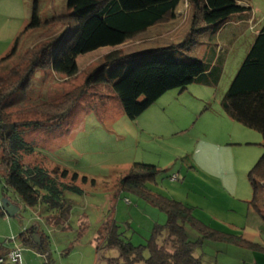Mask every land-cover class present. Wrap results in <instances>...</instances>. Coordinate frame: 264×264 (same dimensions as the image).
<instances>
[{"label": "rangeland", "instance_id": "rangeland-1", "mask_svg": "<svg viewBox=\"0 0 264 264\" xmlns=\"http://www.w3.org/2000/svg\"><path fill=\"white\" fill-rule=\"evenodd\" d=\"M243 2L252 7L256 23L249 25L251 29L239 33L231 26L248 25L230 22L218 36L219 49L216 38L211 40L217 52L214 51V63L223 65L219 84L193 83L185 89L168 90L134 120L125 113L117 93L103 84L89 86L62 120L48 121L49 114L36 113L41 97L58 102L67 92L79 91L88 75L101 67L115 48H100L81 55L79 71L74 76L59 74L50 67L36 70L31 86L17 98L23 101L22 106L11 109L34 107L35 110L22 111L18 119L43 124L25 129L24 139L32 149L23 152V162L51 171L68 169L69 176L63 180L68 184L73 183L72 175L78 173L76 183L85 193H67L66 198L72 204L67 225L50 224L49 214L42 207L22 208L14 217L0 213V242L17 238L23 226L38 224L58 263L117 264L121 258L113 251L105 248L101 257L96 253L95 239L104 220L113 217L132 243L140 245L150 239L155 222L165 223L168 218L165 211L135 193L120 191L121 179L135 162L156 164L164 169L155 181L149 182L154 191L195 205L194 213L214 220L215 226L222 227L231 219L243 223L254 195L250 173L264 154V139L258 130L230 117L222 101L253 43L255 30L259 31L263 25L264 0ZM35 10L46 27L26 32ZM69 12L67 0H0V51H11L18 38L20 43L14 54L0 63V73L14 66L35 43L49 41L75 26L74 20L67 16ZM194 12L191 0H183L174 16L169 15L140 36L126 41L117 47L118 51L122 55L135 54L186 40L191 26H208L202 21L194 24ZM65 15V20L57 17ZM211 35L208 38L206 34L198 35L199 42L208 44L190 47V51L184 49L183 54L191 57L204 54V59L210 61L214 57H210ZM2 187L0 180V209ZM262 195L264 200V188ZM145 256L149 257L148 250Z\"/></svg>", "mask_w": 264, "mask_h": 264}, {"label": "trees", "instance_id": "trees-1", "mask_svg": "<svg viewBox=\"0 0 264 264\" xmlns=\"http://www.w3.org/2000/svg\"><path fill=\"white\" fill-rule=\"evenodd\" d=\"M182 1L67 0L70 12L66 15L74 20L75 26L49 41L35 43L14 66L0 73V180L3 181V196L10 194L22 208L42 207V211L49 214L47 220L50 224L67 225L72 210L71 201L66 198L67 193L84 194V189L75 183L79 178L78 173L72 175L73 183L68 184L63 181L69 176L68 169L59 171L56 168L51 171L42 165L23 162V152L29 153L32 149L24 139L25 129L43 124L33 119L19 120L22 111L26 113V110H35L34 107H22L23 110L16 111L11 109L23 102L17 98L31 86L36 70L50 67L59 74L74 76L79 71L78 58L81 55L100 48H115L107 54L106 62L88 75L79 91L67 92L58 102L42 97L39 99V105H36L39 112L36 113L49 114L48 121L67 117L88 87L95 84L109 86L111 91L117 93L125 113L132 120L168 90L185 89L193 83L212 86L219 84L223 65L214 63L217 52L211 40L216 38L219 49V29L238 14L252 16V7L248 2L242 3V0H191L195 9L193 23L202 21L208 26H191L187 39L172 45L153 47L135 54L122 55L118 51L117 47L126 41L140 36L169 15L174 16ZM66 15L57 17H64L65 20ZM43 26L35 10L25 31L41 29ZM210 33L209 44L213 45L210 57L214 56L210 61L204 59V54L195 57L183 54L184 49L190 51V47L208 44L205 41L199 42L197 36L204 37L206 34L208 38ZM19 44L18 38L12 50L0 58V63L11 57ZM222 106L230 117L258 130L264 139V22ZM162 172L156 164L135 162L121 179L120 189L135 193L165 211L167 222L154 227L146 244L135 245L125 231L119 229L114 218L109 216L102 222L97 235L96 247L100 257L106 248L119 252L121 260L117 264H196L198 259L195 258V251L203 240L220 239L219 232L196 219L192 206L154 191L149 182L155 181ZM250 178L254 190L251 203L264 217V154L252 169ZM83 181H87L86 176ZM0 213H5L2 207ZM190 229L197 231L199 236L192 238ZM36 231L34 225L22 231L19 237L46 255L47 262L44 264H53L45 243L41 241V244H37L34 241ZM100 241L104 242L101 244ZM6 245L0 242V257L10 251ZM146 250L149 251V257L145 256Z\"/></svg>", "mask_w": 264, "mask_h": 264}, {"label": "crops", "instance_id": "crops-1", "mask_svg": "<svg viewBox=\"0 0 264 264\" xmlns=\"http://www.w3.org/2000/svg\"><path fill=\"white\" fill-rule=\"evenodd\" d=\"M179 9V8H178ZM237 16V18H235ZM230 22H234L235 24H244L248 26H231L233 31H238L239 33H245L248 31V29H251V26L254 25V17L253 15L250 17L242 16L241 14L236 15ZM228 23H226L224 26H222L217 36H221V34L226 30L228 27ZM256 28H253V30ZM260 31V30H259ZM257 29L255 30L253 34V42L259 33ZM237 32V33H238ZM235 34V32H234ZM233 34V35H234ZM253 44V43H252ZM252 46V45H251ZM250 46V48H251ZM249 51V49H248ZM3 54L0 56H4L9 51H0ZM248 53V52H247ZM201 56V55H200ZM158 166V165H157ZM159 167V166H158ZM165 171L164 169H162ZM81 177V175H80ZM78 180V179H77ZM76 180V182H77ZM75 182V183H76ZM79 185L78 183H76ZM121 190V189H120ZM254 191V190H253ZM85 193V190H84ZM162 193V192H161ZM164 194V193H163ZM166 195V194H165ZM169 196V195H167ZM8 197L14 201V197H12L10 194ZM170 197V196H169ZM172 198V197H171ZM253 199V197H252ZM252 199L249 201V205L247 208V213L244 217V221L237 222L233 219L226 222L222 227H217L214 225V220L211 219H205L201 217L200 215H196L194 213L195 207L193 209V215L196 217L197 220H199L204 225L210 227L211 229L216 230L220 234V239H204L201 245L196 249L195 251V258L198 259L196 264H264V217L260 214V212L255 208V206L251 203ZM130 202V201H128ZM16 203V202H15ZM153 205V204H152ZM155 206V205H154ZM191 206V205H190ZM157 207V206H156ZM253 207V209L251 208ZM22 209V207H21ZM56 215V211L54 212ZM168 219V218H167ZM55 220V216H54ZM167 222V221H166ZM165 222V223H166ZM165 223H158L155 222V226L157 225H164ZM103 224V223H102ZM37 231L36 233L39 235L40 240L45 243L47 246L49 253V259L53 264H62V261L58 263L56 260V257H54V254L51 252V245L47 241V237L45 233L42 231L41 227L37 224ZM153 227V229H154ZM29 228V227H28ZM26 226H23L22 231L26 230ZM22 231L19 233H22ZM189 231H195L194 229H191ZM197 233V231H195ZM34 233V234H36ZM191 237L196 238L199 236V234L196 236L195 234L191 233ZM98 235V234H97ZM194 235L196 237H194ZM17 237L15 240L8 241L7 249H15L18 247H21L22 249V257L23 262L21 264H44L45 257L39 250L32 246L31 244H26L23 242L21 237ZM95 248L96 253L97 252V237L95 239ZM146 244V243H145ZM224 244L225 246H218ZM113 251L114 255L119 257V252L117 250H110ZM99 255V254H98ZM5 264H12L6 262Z\"/></svg>", "mask_w": 264, "mask_h": 264}, {"label": "water", "instance_id": "water-1", "mask_svg": "<svg viewBox=\"0 0 264 264\" xmlns=\"http://www.w3.org/2000/svg\"><path fill=\"white\" fill-rule=\"evenodd\" d=\"M1 203L4 212H6L9 216H17L21 210V206L13 202L8 196H3ZM33 239L37 244H41L40 237L37 233L33 235Z\"/></svg>", "mask_w": 264, "mask_h": 264}, {"label": "built area", "instance_id": "built-area-1", "mask_svg": "<svg viewBox=\"0 0 264 264\" xmlns=\"http://www.w3.org/2000/svg\"><path fill=\"white\" fill-rule=\"evenodd\" d=\"M177 177L178 176H174V178H177ZM14 239L16 238L6 239L5 243L8 244V241H11ZM43 256L45 257L46 255H43ZM6 262L12 263V264H21L23 262L21 247L11 249L6 256L0 257V264H5ZM45 262H47L46 257H45Z\"/></svg>", "mask_w": 264, "mask_h": 264}]
</instances>
